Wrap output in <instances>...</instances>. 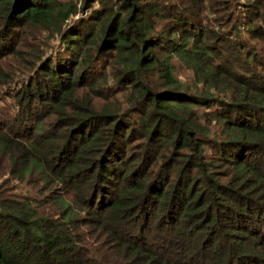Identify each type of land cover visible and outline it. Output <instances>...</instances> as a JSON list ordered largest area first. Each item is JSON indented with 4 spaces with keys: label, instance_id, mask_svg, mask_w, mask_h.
<instances>
[{
    "label": "trees",
    "instance_id": "1",
    "mask_svg": "<svg viewBox=\"0 0 264 264\" xmlns=\"http://www.w3.org/2000/svg\"><path fill=\"white\" fill-rule=\"evenodd\" d=\"M0 101V264H264V0H0Z\"/></svg>",
    "mask_w": 264,
    "mask_h": 264
},
{
    "label": "rangeland",
    "instance_id": "2",
    "mask_svg": "<svg viewBox=\"0 0 264 264\" xmlns=\"http://www.w3.org/2000/svg\"><path fill=\"white\" fill-rule=\"evenodd\" d=\"M80 2H81V0H77V3H78V5H80ZM237 10H239V7L237 8ZM258 21L257 22H259V23H261L262 24V22H263V20L262 19H257ZM243 35H244V37H248V35L247 34H245V33H243ZM249 38V37H248ZM55 41H57V40H51V41H49L48 43H51V42H55ZM39 43H41V45L43 44V43H45L44 42V38H42V37H40V38H38V44ZM48 48V46H47V43H46V48L44 49V50H46ZM15 66L16 67H18V65L17 64H15ZM191 72H189L188 70H186L182 65H180V63H175V75H176V77L181 81V82H190V79H191V74H190ZM4 105V102L3 101H0V108L2 107ZM133 151V149L132 150H130V152H132ZM126 153H127V150L125 151Z\"/></svg>",
    "mask_w": 264,
    "mask_h": 264
}]
</instances>
